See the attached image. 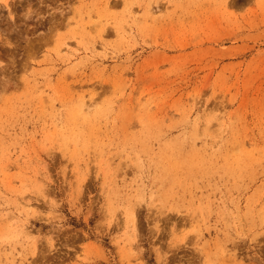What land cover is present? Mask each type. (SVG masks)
I'll return each instance as SVG.
<instances>
[{"label": "rangeland", "instance_id": "rangeland-1", "mask_svg": "<svg viewBox=\"0 0 264 264\" xmlns=\"http://www.w3.org/2000/svg\"><path fill=\"white\" fill-rule=\"evenodd\" d=\"M0 264H264V0H0Z\"/></svg>", "mask_w": 264, "mask_h": 264}, {"label": "bare ground", "instance_id": "bare-ground-1", "mask_svg": "<svg viewBox=\"0 0 264 264\" xmlns=\"http://www.w3.org/2000/svg\"><path fill=\"white\" fill-rule=\"evenodd\" d=\"M80 110H81V109H80ZM83 110H85V109L83 108ZM83 110H82V111H83Z\"/></svg>", "mask_w": 264, "mask_h": 264}]
</instances>
